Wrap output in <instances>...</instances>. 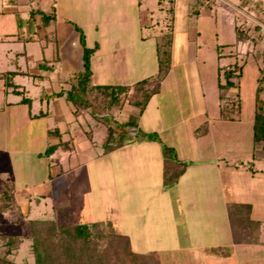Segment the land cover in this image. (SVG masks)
I'll list each match as a JSON object with an SVG mask.
<instances>
[{"label":"rangeland","instance_id":"rangeland-1","mask_svg":"<svg viewBox=\"0 0 264 264\" xmlns=\"http://www.w3.org/2000/svg\"><path fill=\"white\" fill-rule=\"evenodd\" d=\"M138 1L142 10L151 11L152 26L144 19L139 24L132 21L136 17L133 4L125 0H107L108 5L106 0H66L63 7L69 16L76 18L73 25L77 23L84 30L88 41L95 39L100 43L103 39L100 47L105 52L100 53L109 67L101 66L98 59H91L96 82L108 75L113 82L133 84L156 74L161 36L168 33L172 36L170 72L143 113L139 114L138 108L129 104L122 110L108 111L112 120L123 125L130 122L133 126L125 128L137 129V135L119 136L117 131L107 144L109 124L92 118L84 110L79 113L83 126L76 130L78 140L68 143L71 149L74 147L73 152L64 151L61 157L50 161L43 154L52 144L47 142L48 130L56 128V118L64 117L65 107L60 109L56 103L54 108L50 106V116L25 124L23 115L15 116L17 111L21 116L20 107L17 111L0 109V172L19 188L18 195L26 199L24 206H17V214L20 213L17 221L0 213V252L4 250L3 235L26 236L29 231L25 218H52V199L57 192L65 189L70 195L73 184L79 185L82 181H86L87 191L81 192L80 200L83 206L87 201L89 212L79 213L73 207L72 213L71 202L69 214L62 218L67 222H85L91 213V221L116 219L115 226L126 229L133 250H157L162 257L161 264H234L233 259H208L201 248L205 245L233 247L227 202L252 204L253 217L264 221V153L254 149L252 136L255 90L264 67L262 9L256 7V0L246 7L240 5V0ZM237 29L249 37L238 40ZM141 35L146 40L135 42ZM15 39L10 43L1 40L0 76L15 53L24 49L31 51L37 62L27 63L23 56L19 60L23 69L36 62L42 67L31 68L29 72H52L48 62L51 59L43 60L42 53H47L41 51L44 39L43 46L37 41L25 44L21 37ZM234 63L242 66L241 77L235 79L238 86L221 91L218 83L220 79L225 82V77L219 67ZM31 80L29 76L14 77V82L22 85L21 89L25 86L29 89L27 95L34 98L33 111L41 107L46 110L40 104L41 93ZM54 85L57 89L65 86L58 82ZM221 93L225 94L224 99ZM19 97L14 93L8 95L11 102ZM261 97L264 98V91ZM4 99L0 96V106L5 105ZM233 99L240 106L235 119H223V104L231 111ZM22 106L28 108L27 104ZM71 108L74 114V107ZM72 122L77 124L74 119ZM205 123L208 132L199 135ZM72 127L70 124L71 134H61L64 140L71 137ZM117 127L123 130L121 125ZM149 132L157 135L148 139ZM166 147L172 148L179 160L191 163L171 186H165L162 178ZM36 151L38 155L32 156L33 161L26 157ZM250 164L256 173L248 168ZM72 169L85 173L72 181ZM44 172L50 176L40 181ZM30 193L36 196L29 198ZM125 244L120 236H108L102 241L101 248L108 251L111 264H133L124 252ZM234 248L236 264H264V245L241 244ZM10 257L33 264L30 242H24Z\"/></svg>","mask_w":264,"mask_h":264},{"label":"trees","instance_id":"trees-1","mask_svg":"<svg viewBox=\"0 0 264 264\" xmlns=\"http://www.w3.org/2000/svg\"><path fill=\"white\" fill-rule=\"evenodd\" d=\"M254 0H240L241 6H248ZM263 0H256V7L262 12L264 20V9L261 8ZM44 26H49L55 19V14H42ZM79 34V41L82 46V68L72 72L66 79V87L58 91L44 93L40 97L41 101L49 100L55 97L64 96L65 99L74 107V114L78 115L84 110H87L92 118L104 120L107 122V136L105 142L108 144L109 137L117 131L119 136L129 137L127 130L128 126L123 125L117 120H112L110 109L122 110L125 104L131 107L138 108L139 114L149 104L153 95L159 92L162 82L171 69V44L172 36L170 33L162 35V41L158 44V72L154 75L144 77L133 84L120 83H93V69L91 59L100 48V44L95 42L93 46H88L84 30L77 24H74ZM238 40H246L249 36L246 32L237 29ZM54 57L48 61L51 63L50 69H53L54 62L58 61V53L55 47ZM38 69L41 64L36 65ZM224 74L225 82L219 80L218 86L221 91L236 88L242 73V66L237 63L219 67V72ZM26 72L13 70L4 72L1 76L5 79L4 86L10 89L12 93L20 95L19 103L27 104L29 110L32 107V98L27 95L25 89H21L19 84L14 82V77L17 74ZM41 78V75H34ZM9 77V79L7 78ZM258 84L255 90V109L253 117V142L254 149H260L264 153V98L261 93L264 91V67L261 69V75L258 78ZM221 99L226 96L221 93ZM233 110L229 111L226 104H223L221 109L222 118L234 120V115L239 110V103L232 100ZM45 112L40 110L34 116H43ZM134 117V116H132ZM131 117V118H132ZM118 126H122L120 130ZM206 125V126H205ZM136 126V125H135ZM198 134L208 132V124L201 126ZM52 134V131H50ZM138 134L137 133L135 135ZM156 132L146 134L148 139H153ZM111 138V137H110ZM112 139V138H111ZM71 140H60L56 144L49 145L44 151V155L50 157L59 147L67 149L68 143ZM113 141V140H112ZM165 157L163 160L162 178L165 186H171L177 183L180 176L186 171L191 163L179 160L172 148L166 147ZM255 158V154H254ZM244 165V162H241ZM248 168L256 173L257 170L250 164ZM18 204L15 201V186L13 182H0V213L5 214L11 220L17 221L20 213L18 212ZM71 197L65 189H61L52 199V218L45 219H30L25 218L28 226V234L22 235H3L1 237L4 250L0 252V264H27L18 262L10 257L17 252L21 245L29 241L32 253L34 255L33 264H111L108 256V251L101 248V243L108 236L115 238L120 236L124 241V252L133 264H161V254L157 250H148L146 252H136L133 250L132 244L129 241V236L122 234L114 220L108 221H91V222H67L63 216L70 212ZM227 213L230 224L233 244H259L263 243L262 236L264 235V221L253 217V206L246 202H227ZM16 214V215H15ZM233 247L217 246L207 247L204 252L218 257H229L232 255Z\"/></svg>","mask_w":264,"mask_h":264},{"label":"crops","instance_id":"crops-1","mask_svg":"<svg viewBox=\"0 0 264 264\" xmlns=\"http://www.w3.org/2000/svg\"><path fill=\"white\" fill-rule=\"evenodd\" d=\"M66 0H0V43L2 42L1 40H6L9 43L16 41V37H21L23 39V41H26L25 44H30V43H35V41L40 43V46H43L42 40L44 39V48L41 50L42 52L47 51V53H42L43 54V60H50L54 57V50L55 47L57 49V53H58V61L54 64V67L52 69V72H47V71H41V74L39 72L33 71V72H29L31 70V68H37V61L36 58L34 57V54L31 51H27L24 49V51H20V52H16L15 54H17L14 58H12L10 60L11 64L7 67L4 68L3 71L7 72V71H13V70H20L23 72H26L24 74H17L15 76L19 77V76H29L32 77V84L36 85V87L38 88V90L40 91V96H42V94L44 93H49L52 91H58L61 88L57 89V87L53 88V86H55L54 84L56 82H58V84H64L66 87L65 83H59L60 80H64L74 71L79 70L82 68V46L80 44L79 41V35L77 33V30L75 28V25H73V22H75L76 18L74 16H69L65 10L63 9V7H65L66 5L64 3ZM129 2H132L133 7H132V12L134 11V14H136V17L133 16L132 17V21L136 22L137 24H139L140 20H146V22H150L151 26L153 25V22L150 18V16H152V13L149 9L147 10H142L141 9V1L138 0H125V3L129 4ZM31 5V6H30ZM65 5V6H64ZM106 5H108L107 0H106ZM62 9V10H61ZM52 12L55 14V19L51 22V24L49 26H44L43 24V19H42V14L46 13V14H52ZM141 15V17H139ZM143 15V16H142ZM130 20V19H129ZM72 23V24H71ZM77 24V23H76ZM141 30V27L139 28ZM98 31V28H97ZM98 33V32H96ZM95 33V34H96ZM100 34V33H98ZM103 34V33H102ZM101 37V35H99ZM102 38V37H101ZM87 34H86V42L88 46H93L95 42H98L97 40H93L90 42V40H87ZM146 38L142 35L140 37V40L137 39L135 42H142L145 41ZM103 43V39L100 40V46ZM3 44V43H2ZM26 46H24L25 48ZM103 48L100 47V49H98V51H96V53L93 55L92 60L94 61V59H98V62H101V66H107L109 67V62L105 59V56H102V53L100 52H105V50H102ZM115 49V48H112ZM120 49V47H119ZM107 51V49H106ZM113 52V51H112ZM46 54H48L49 56H47ZM51 54V56H50ZM25 57V59L27 60V63L30 61H36L34 66H28L26 68L28 69H23V67L20 65L19 60L21 57ZM64 69V70H63ZM93 83H112L113 81H111L112 79H110V76L105 75V78L99 79L98 82L95 81L96 76V70L94 69L93 66ZM41 75L40 79H37L38 77H35L34 75ZM109 78V80H108ZM37 79V82H36ZM123 79V78H122ZM44 82H47V85L43 84ZM113 83H118V82H113ZM120 84H128L126 82H120ZM130 84V83H129ZM20 86H22L21 84H19ZM23 89H25L26 91L29 92V89L25 87H23ZM12 93L10 89H6L4 86V80L3 78L0 76V96H4L6 100L5 101V105L0 106V109H5L7 108V110H14L17 111V107H20L19 111H21V116L19 113H15V116L17 118V116H19V118H21L22 120H24V124L26 122H30L31 120H36L37 118H43V117H47L50 116L52 114L51 110H50V106H52L53 108L57 106L61 109L62 107H65L66 111H65V115L64 117H57L56 121H58V124L56 125V128L52 131V134H49V137L47 138V142H51L52 144H56L58 143L60 140H64V137L61 136V134L64 132L65 133H70V124L71 127L72 125H76L75 127H72V135H70L71 137H68L70 140H78V137L76 135V130L77 129H81L83 124L82 121L80 120L81 118L78 115H74L72 113V104L70 102H68L64 96L62 97H55V98H51L49 100H40V104L44 105L46 107V110H44L43 107L39 108L38 111H33L32 107L31 110H29V107L26 109L24 106H22V104L19 103V100L21 99V97H19L16 102H11L9 101L8 95ZM27 93V92H26ZM20 96V95H19ZM39 96V97H40ZM34 98H32V102H33ZM66 103V104H65ZM42 109V111L45 112V115L43 116H34V114H38L40 112V110ZM13 111V112H14ZM79 117V118H77ZM67 118V121H66ZM72 119H74V121L77 124H73ZM65 120V121H64ZM62 122H65L63 127H60V125L62 124ZM81 122V123H79ZM61 123V124H60ZM60 124V125H59ZM65 127V129H64ZM48 132H50V130H48ZM71 134V133H70ZM68 140V139H67ZM125 145V144H124ZM127 145V144H126ZM44 150V148L40 151L42 152ZM74 147H72V149L68 146L67 149H63L62 147H59L56 152L58 151V153H53L50 156V161H53L56 157H61L63 152H73ZM75 154H76V150H75ZM34 155H38V152L36 151L34 154L32 153H28L26 154V157L28 159H31L32 156ZM39 157V156H38ZM32 160V159H31ZM33 161V160H32ZM34 162L38 163V160H35ZM45 165V169H46V164ZM208 165V164H207ZM206 165V166H207ZM209 166V165H208ZM200 167V166H199ZM220 167V166H218ZM196 168V167H193ZM191 169V168H189ZM204 169V168H203ZM188 171V170H187ZM69 171H67L68 173ZM186 172V171H185ZM84 170H73L72 169V181H74V178H78L79 176H83L84 175ZM47 176H50V174H46L45 172L42 173V179H40V181H44L46 179ZM1 181H10L12 182L10 179H6V177L4 176L3 173L0 172V182ZM72 194H70L71 197V202H72V213H73V207H77V210L79 213H82L83 211L86 212V214L89 212L88 211V203L87 201H85V206L82 205V202L80 200V194L81 192H86L87 191V183L86 181H82L81 183L79 182V185L73 184L72 186ZM19 188L16 189L15 187V201L17 204H20L22 206H24L26 204V199L24 197H22L21 195H18ZM18 192V193H17ZM27 196H29V198L35 197L36 194L34 193H30ZM26 196V197H27ZM227 204V203H225ZM25 211V210H24ZM29 211V209H28ZM27 211V212H28ZM77 212V213H78ZM90 218L88 219V221L85 222H91L92 216L91 213H89ZM115 223L117 224V221L115 219ZM120 224V223H119ZM118 225V224H117ZM118 230H120L122 232V234L127 235L128 233L126 232V229L123 226H117ZM128 236V235H127ZM262 240H264V235L262 236ZM236 245H241V244H233V251H232V255L229 257H220V259H230V260H234L236 264V253H235V248L234 246ZM255 245H259L262 246L264 245L263 243H259V244H255ZM219 245H208V246H201V248H203V250L207 247H217ZM205 253V252H204ZM207 258H211L214 259L213 257H218V256H213L210 254H207Z\"/></svg>","mask_w":264,"mask_h":264},{"label":"water","instance_id":"water-1","mask_svg":"<svg viewBox=\"0 0 264 264\" xmlns=\"http://www.w3.org/2000/svg\"><path fill=\"white\" fill-rule=\"evenodd\" d=\"M136 133H137V129H135V128H131V129L127 130V134H129V135H133Z\"/></svg>","mask_w":264,"mask_h":264},{"label":"bare ground","instance_id":"bare-ground-1","mask_svg":"<svg viewBox=\"0 0 264 264\" xmlns=\"http://www.w3.org/2000/svg\"><path fill=\"white\" fill-rule=\"evenodd\" d=\"M99 76H100V75H99ZM102 77H103V75H101V77H100V78H102ZM104 77H105V76H104ZM104 77H103V78H104Z\"/></svg>","mask_w":264,"mask_h":264}]
</instances>
